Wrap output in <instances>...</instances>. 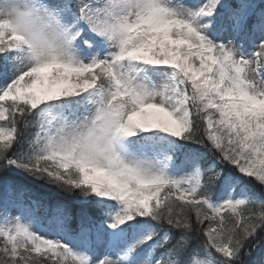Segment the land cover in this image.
<instances>
[{"label":"snow or ice","instance_id":"6c2138e0","mask_svg":"<svg viewBox=\"0 0 264 264\" xmlns=\"http://www.w3.org/2000/svg\"><path fill=\"white\" fill-rule=\"evenodd\" d=\"M0 264H264V0H0Z\"/></svg>","mask_w":264,"mask_h":264},{"label":"trees","instance_id":"16d2710c","mask_svg":"<svg viewBox=\"0 0 264 264\" xmlns=\"http://www.w3.org/2000/svg\"><path fill=\"white\" fill-rule=\"evenodd\" d=\"M0 123H2V122H0Z\"/></svg>","mask_w":264,"mask_h":264}]
</instances>
